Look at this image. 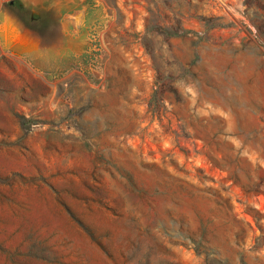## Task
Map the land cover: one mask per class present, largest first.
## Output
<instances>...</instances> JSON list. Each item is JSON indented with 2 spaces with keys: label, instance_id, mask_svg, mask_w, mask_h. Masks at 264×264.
I'll return each instance as SVG.
<instances>
[{
  "label": "rangeland",
  "instance_id": "374dc122",
  "mask_svg": "<svg viewBox=\"0 0 264 264\" xmlns=\"http://www.w3.org/2000/svg\"><path fill=\"white\" fill-rule=\"evenodd\" d=\"M0 264H264V0H0Z\"/></svg>",
  "mask_w": 264,
  "mask_h": 264
}]
</instances>
